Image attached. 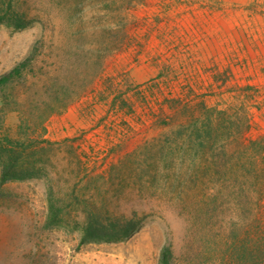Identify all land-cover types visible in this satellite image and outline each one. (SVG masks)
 <instances>
[{
  "label": "rangeland",
  "instance_id": "rangeland-1",
  "mask_svg": "<svg viewBox=\"0 0 264 264\" xmlns=\"http://www.w3.org/2000/svg\"><path fill=\"white\" fill-rule=\"evenodd\" d=\"M13 2L29 24L0 25V75L42 32L61 53L74 31L88 48L126 25L133 44L109 57L97 94L48 120L53 143L23 160L19 177L2 180L0 164V264H161L169 244L179 264H234L218 251L227 219L213 210L221 184L208 167L213 159L223 169L225 157L209 152L204 162L187 135L178 137L179 116L166 126L160 110L165 96L207 99L233 119L248 110L247 136L264 135V0ZM117 76L132 85L109 91L105 80ZM4 123L15 133L19 112ZM93 208L137 216L140 226L120 239L85 241Z\"/></svg>",
  "mask_w": 264,
  "mask_h": 264
},
{
  "label": "trees",
  "instance_id": "trees-1",
  "mask_svg": "<svg viewBox=\"0 0 264 264\" xmlns=\"http://www.w3.org/2000/svg\"><path fill=\"white\" fill-rule=\"evenodd\" d=\"M3 23L19 29L28 25L29 20L13 0H0V25ZM125 27L119 26L115 31L117 36L108 42L88 48L81 44L79 38H74L77 34L74 31L63 53L58 51L54 42L47 45L42 32L29 53L0 75L2 180L19 177L23 160L37 155L53 143L46 137L47 122L52 116L65 112L72 104L98 90V82L104 76L109 57L133 44L132 32ZM105 83L109 91L114 92L133 82L129 77L124 80L117 76L106 79ZM119 97H115V105ZM165 97L168 104L160 110L164 125L172 127L179 116L178 137L186 140L187 135L193 146L202 151L204 162L208 161L205 157L209 152L220 151L225 157L223 169L216 168L218 166L213 164H216L213 159L208 166L214 182L221 184V188L213 193V210L220 209L227 219V234L219 238L218 251L234 264H264V135L256 138L247 136L252 125L248 110L237 113L233 119L229 109L211 105L207 99L194 102L193 97ZM122 101L127 103L126 98ZM9 111L20 114L15 133L4 123ZM180 114L183 119H180ZM234 128L236 136L228 132ZM233 140L237 141L235 148L231 147ZM165 141L172 143L173 138ZM224 191L228 200L218 202V195ZM86 218L85 241L120 239L140 226L137 216L103 215L95 208L87 212ZM161 264H179L172 244L163 247Z\"/></svg>",
  "mask_w": 264,
  "mask_h": 264
}]
</instances>
